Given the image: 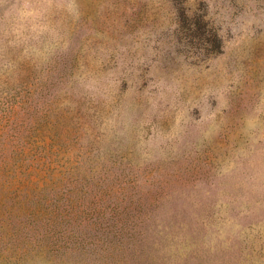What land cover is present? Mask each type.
<instances>
[{
	"label": "rangeland",
	"instance_id": "obj_1",
	"mask_svg": "<svg viewBox=\"0 0 264 264\" xmlns=\"http://www.w3.org/2000/svg\"><path fill=\"white\" fill-rule=\"evenodd\" d=\"M0 264H264V0H0Z\"/></svg>",
	"mask_w": 264,
	"mask_h": 264
}]
</instances>
